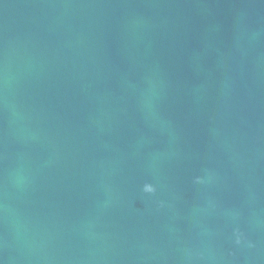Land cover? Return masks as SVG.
I'll use <instances>...</instances> for the list:
<instances>
[{"label": "water", "instance_id": "1", "mask_svg": "<svg viewBox=\"0 0 264 264\" xmlns=\"http://www.w3.org/2000/svg\"><path fill=\"white\" fill-rule=\"evenodd\" d=\"M0 264H264V0H0Z\"/></svg>", "mask_w": 264, "mask_h": 264}, {"label": "clouds", "instance_id": "2", "mask_svg": "<svg viewBox=\"0 0 264 264\" xmlns=\"http://www.w3.org/2000/svg\"><path fill=\"white\" fill-rule=\"evenodd\" d=\"M198 183L201 182V181H197ZM143 192L145 193H154L155 192V188L152 184H145L143 186ZM237 243H239V239L237 240Z\"/></svg>", "mask_w": 264, "mask_h": 264}]
</instances>
